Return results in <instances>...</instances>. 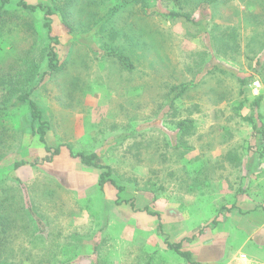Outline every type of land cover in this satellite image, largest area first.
<instances>
[{
  "label": "rangeland",
  "instance_id": "374dc122",
  "mask_svg": "<svg viewBox=\"0 0 264 264\" xmlns=\"http://www.w3.org/2000/svg\"><path fill=\"white\" fill-rule=\"evenodd\" d=\"M25 1L54 10L60 69L44 11L0 9V264H188L166 239L264 264V0ZM31 90L51 162L10 106Z\"/></svg>",
  "mask_w": 264,
  "mask_h": 264
},
{
  "label": "trees",
  "instance_id": "16d2710c",
  "mask_svg": "<svg viewBox=\"0 0 264 264\" xmlns=\"http://www.w3.org/2000/svg\"><path fill=\"white\" fill-rule=\"evenodd\" d=\"M12 0H2V3L0 5V9H2L5 5L9 4ZM17 5L25 10L35 12L38 9L44 11L45 16H44V27L47 30L49 39H50V45H49V51H48V70L44 73L46 75L47 73H55L60 69L59 65V58H58V53L56 51V45L59 43V37L56 35H53V20H52V15L54 14V10L43 4H30L26 2L25 0H17ZM169 15L172 16H182L181 13L178 12H170ZM110 55L117 56L121 61L126 62L127 58L113 52H108ZM242 83H245V81L242 80ZM183 89H181L179 92L174 95V98L180 96L182 94ZM173 100V98H172ZM262 97H258L254 100V113L250 117H248L247 120H249L251 123L254 124V128H257V125L255 124L254 118L257 116L260 117L259 113L256 112L261 103ZM20 104H27L29 108V113L31 117V123H32V129L34 134H38L40 140L42 143L46 144V150L51 153L50 156L46 157V160L51 162L54 160L56 156H59L61 154V146L57 147H50L47 145L46 142V128L48 127V124L46 121L43 120V114L42 111L39 109L37 103L35 100L32 99V90L29 92L22 93L16 97V99L11 103L10 106L17 107ZM71 154L73 157L78 158L80 162L89 167H97L104 169V171L100 175L99 183L101 187H104L108 182H111L114 185H117L114 177L112 170L108 166L100 165L97 160H98V154L97 153H83V152H78L74 153L71 151ZM26 164L25 162H19L17 161L14 164L15 170L18 169L19 167L23 166ZM120 190H122V187L118 186ZM133 206V205H132ZM151 214H156L153 213L152 211L148 210ZM166 244L168 246V249L176 252L180 256H182L188 264H200L194 257V254L192 251L184 249L182 242H171L168 239H166Z\"/></svg>",
  "mask_w": 264,
  "mask_h": 264
},
{
  "label": "crops",
  "instance_id": "0c3cea01",
  "mask_svg": "<svg viewBox=\"0 0 264 264\" xmlns=\"http://www.w3.org/2000/svg\"><path fill=\"white\" fill-rule=\"evenodd\" d=\"M258 89H255V88H251V89H248V94H254V96H256V94H259L261 91H259ZM258 92V93H257ZM262 97V96H261ZM256 98H258V97H256ZM261 102H262V100H261ZM261 104V103H260ZM261 108V105H260V107H259V109L256 111V112H261L260 109ZM254 112V111H253ZM260 114V113H259ZM169 240V239H168ZM170 241V240H169ZM184 241H188V239H184ZM184 241H183V239L181 240V241H176V242H182V245H183V248L184 249H186V247L184 246ZM91 245V250L94 252L96 249H97V246L96 245H93L92 246V243L90 244ZM165 245L167 246V244H166V240H165ZM167 248H168V246H167ZM187 250H190V251H192L191 249H188L187 248ZM47 251V250H46ZM47 252H50V251H47ZM53 253L51 254L53 257H55V255H54V251H52ZM193 252V251H192ZM193 254H194V257H195V259L198 261V259L196 258V256H195V253L193 252ZM48 255L49 254H44V257H48ZM51 255L49 256V257H51ZM187 262V261H186ZM200 264H201V262L200 261H198ZM188 263V262H187Z\"/></svg>",
  "mask_w": 264,
  "mask_h": 264
},
{
  "label": "built area",
  "instance_id": "2783aa9c",
  "mask_svg": "<svg viewBox=\"0 0 264 264\" xmlns=\"http://www.w3.org/2000/svg\"><path fill=\"white\" fill-rule=\"evenodd\" d=\"M254 86L256 89H258V87L261 86L260 82L259 81H255L254 82ZM238 264H247L248 263V258H247V255L246 254H242L239 259H238Z\"/></svg>",
  "mask_w": 264,
  "mask_h": 264
}]
</instances>
